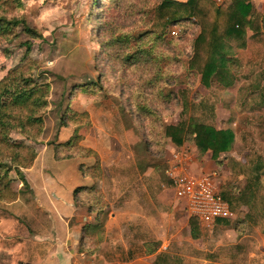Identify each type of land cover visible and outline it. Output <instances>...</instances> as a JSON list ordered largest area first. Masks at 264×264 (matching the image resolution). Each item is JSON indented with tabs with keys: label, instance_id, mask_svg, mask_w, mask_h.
<instances>
[{
	"label": "rangeland",
	"instance_id": "1",
	"mask_svg": "<svg viewBox=\"0 0 264 264\" xmlns=\"http://www.w3.org/2000/svg\"><path fill=\"white\" fill-rule=\"evenodd\" d=\"M94 1L0 0V17L23 20L40 35L32 37L19 26L0 37V84L8 87L1 90L0 86V100H4L5 89L28 92L32 86H37L41 96L37 101L40 113L33 114L41 123L35 129H20L28 111L9 108L6 122L0 120V176L6 175L15 195L13 202L0 200V218L20 222L10 214L20 207L19 202L14 203L17 199L29 200V189L20 182L22 177H35L36 191H44L48 202L57 207L72 199L76 187L90 182L81 177L78 168L93 165V156L76 151L72 157L64 152L63 160H54V150L74 135L80 136V147L86 143L100 151L104 176L140 173L151 176L150 191L155 190V182L169 189L164 174L174 152L184 149L192 160L202 159L197 157L200 153L191 138L177 147L165 137L164 129L181 121L200 123L233 134L230 149L220 155L217 167L212 166L214 181L221 194L243 195L250 207L255 206L250 210L239 203L228 223L236 225L248 214L257 226L239 232L245 244L240 262L232 258L233 247L225 254L231 257L230 264H254L260 233H264L260 228L264 216L259 215L264 167L256 166L261 160L264 164V0H241L250 6L251 13L261 15L262 23L256 34L246 29L244 47L235 41L224 43L232 76L229 85L215 79L205 85L198 74L187 71L193 41L200 32L193 18L170 26L158 14L162 0H110V31L104 34L99 30L100 20L94 19ZM167 1L175 4L188 0ZM209 3L217 6L212 0ZM138 50L144 51L143 56L128 61ZM15 84L20 85L11 89ZM72 114L75 116L70 118ZM20 144L28 149L15 148ZM114 154L117 166L110 165ZM17 157L28 167L13 165ZM202 157L211 158V153ZM159 189L156 186V191ZM148 206L150 217L155 219L157 200L150 199ZM163 207L166 210L159 220L163 218L165 228L158 234L144 220L134 225V254L141 250L143 240L160 237L166 248L159 255L162 264H223L221 259L210 263L208 257L215 232L200 231L198 226L192 232L184 204L176 202L169 191ZM253 212L257 217L251 216ZM12 224L2 226V232L13 234ZM226 229L224 242L230 244L237 236L230 226ZM223 260L226 264L225 257Z\"/></svg>",
	"mask_w": 264,
	"mask_h": 264
},
{
	"label": "crops",
	"instance_id": "2",
	"mask_svg": "<svg viewBox=\"0 0 264 264\" xmlns=\"http://www.w3.org/2000/svg\"><path fill=\"white\" fill-rule=\"evenodd\" d=\"M82 145L85 149L94 151L98 156L101 175L99 178L93 179L83 177L80 174L82 178L90 180V182L79 187L95 185L100 189L107 204L103 218L102 235L97 245L93 247H96L95 252L91 255L77 253L81 230L85 225L93 223L95 214L87 212L86 207L80 201H74L73 192L71 200L61 203L58 207L51 205L44 191H36L34 185L37 184L36 178L26 176L25 180L29 186V200L17 199L14 203L19 202L20 207L17 208V213L10 214L11 217L15 215L16 218H19L20 222L15 219L0 218V264H162V261L164 263L159 255L166 248L163 247L160 237L155 240H152V238L143 240L141 250L136 254H134L131 241L134 237L132 235L135 231L134 225H137L141 220H144L145 223H151L153 228L157 230V234L165 228L163 218L159 220V216L163 217L162 213L166 210L163 206L168 191L172 193L176 202H180L175 196L172 181L168 180L164 174L169 189L165 190V185L155 182L157 188L160 187V189L156 191L155 186V190L150 191L151 176L149 175L138 173L137 175L119 176L114 173L104 176V163L100 151L91 144L82 143ZM179 150L181 152H174L168 158V167L174 164L173 157L178 156L184 163L182 166L183 173L185 172L188 176L199 177L216 173L215 168H212V166H218L219 158L215 161L210 157L206 159L198 154L197 157L202 160L197 161L192 160V157L185 152L186 150ZM116 155L110 157V165L117 166ZM84 165L86 167V164ZM178 170L179 168L175 172H178ZM38 176L44 177L41 174H38ZM215 177H213V180H215ZM160 180L162 181L161 177ZM213 183L220 195L215 181ZM122 184L124 185L122 186ZM150 199L157 200V206H153L157 214L155 219H152L147 211ZM230 213V218L215 219L208 223L194 218L198 221L200 231L207 230V232H215L216 234L213 249L208 255L210 263L221 259L224 264L223 258L225 257L226 264H230L231 257L225 254L229 247H233L232 258L240 262L241 256L239 254L244 252L245 244L242 240L244 237H241L239 232L248 230L249 227L252 230L257 226L255 220L250 219L248 214L236 225L233 222L229 224L228 221L234 218V213L231 210ZM253 213L251 216L257 217L255 216L256 213ZM224 222H227V224ZM10 224L14 228V233H3L1 227H8ZM228 226L238 238H235L230 244L224 242V236L226 235L224 232H226ZM261 227L264 228V225H260ZM130 233L131 235H129ZM260 234L261 238H259V246H257L259 255L257 259L252 260L255 262L254 264L264 263V233ZM152 241L158 242L160 245L155 253L148 254L145 252L144 245ZM250 262L251 260H249Z\"/></svg>",
	"mask_w": 264,
	"mask_h": 264
},
{
	"label": "trees",
	"instance_id": "3",
	"mask_svg": "<svg viewBox=\"0 0 264 264\" xmlns=\"http://www.w3.org/2000/svg\"><path fill=\"white\" fill-rule=\"evenodd\" d=\"M108 2H110V0H95L93 5L95 8L93 9L94 19L100 20L99 23L101 24L99 25V30L100 32L103 31L104 34L109 33L111 25L108 21V15L110 14L112 6ZM230 3L231 4L227 8H224L227 4L214 6L212 3H209V0H188L185 3L175 4H171V2L167 0H162L161 4L158 6V14L161 15L170 26H175L180 22L188 21L192 18L199 24L200 32L193 41L192 55L187 61V71L198 74L200 81L205 85H208L214 79L219 83L225 82L227 85L231 83L232 76L228 72V60L224 52V43L227 40L235 41L238 43L239 47H244L246 29H250L253 34L260 32L262 23L261 15L255 12L251 13L250 6L244 4L241 0H235L233 3ZM96 5H98L97 8ZM19 26H22L24 29L23 31L28 35L40 37V35L30 30L23 20H7L2 17H0V37L13 33ZM118 47L120 49V46ZM143 53V50L136 51L135 56L129 57L128 61H138L143 56ZM19 85L20 84H15L13 87H10L13 89L14 87H19ZM91 85H93V83ZM0 86H2L1 90L5 87L8 88L7 85L0 84ZM150 86L153 87V84H150ZM85 87L87 86H84V88ZM36 89L37 86H32L28 92L23 90H16L13 92L5 89L2 93L4 100H0V120L6 122V119L9 118L8 109L14 108L21 113L22 111H28L29 113L26 118L19 123L21 130L24 131L26 128L35 129L38 127L41 123L40 118L33 116V114L40 113V111H38L39 104L37 101H39L41 96L39 95L40 92ZM81 115H85V113ZM74 116L75 114H72L70 118ZM164 135L177 147H180L191 138L201 155L205 152H210L211 159L215 161L221 154L230 149L233 142V134L228 130H215L205 124H190L186 121H181L177 125L166 126ZM79 140L80 136L78 135L77 137L74 135L70 141L59 145L53 152L54 160H63L61 155L64 152H70L72 157H75L76 151L85 152L88 156H93L95 162L88 167L81 165L78 168L80 174L83 177H90L93 179L99 178L101 171L99 168L98 156L90 149L80 147ZM15 148H19V150L28 149L27 146L22 144L17 145ZM147 148L149 147L147 146ZM19 162V158L17 157L13 165L19 168L28 167ZM256 166L258 168L264 167L262 160L258 162ZM262 173H264V170ZM262 175L263 174H260V176ZM255 178H257V176ZM20 182L24 189H29L25 178L22 177ZM252 193H254V189L250 192V194ZM220 196L228 204L231 211H236L239 203H243V205H246L250 210L255 209L254 205L250 207L249 199L247 200V197L243 195L229 194L228 196L220 193ZM73 198L74 201H80V203L86 207L87 212L95 214L93 223L85 225L82 228L81 238L79 239L77 247V253L91 255L96 250V247H93L97 245L102 235L103 218L107 204L100 189L95 185L91 187L75 188L73 191ZM0 200L4 202L15 201V195L10 190V182L6 179L5 174L0 176ZM260 200L261 212L259 215L262 217L264 216V196H261ZM224 223L227 224V222ZM189 224L192 232H196L198 221L191 218ZM196 236L197 235H195V237ZM159 245L158 242L154 241L147 243L144 245L145 252L148 254L155 253Z\"/></svg>",
	"mask_w": 264,
	"mask_h": 264
},
{
	"label": "built area",
	"instance_id": "4",
	"mask_svg": "<svg viewBox=\"0 0 264 264\" xmlns=\"http://www.w3.org/2000/svg\"><path fill=\"white\" fill-rule=\"evenodd\" d=\"M217 6L229 3L230 0H212ZM174 164L165 170L168 180L172 181L177 200L182 202L188 215L203 222L231 217L229 206L217 192L213 177L208 174L199 177L188 176L182 166L183 160L174 156ZM179 168L178 172H175Z\"/></svg>",
	"mask_w": 264,
	"mask_h": 264
}]
</instances>
